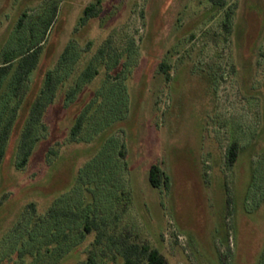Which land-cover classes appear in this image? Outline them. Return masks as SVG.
<instances>
[{"label": "rangeland", "instance_id": "374dc122", "mask_svg": "<svg viewBox=\"0 0 264 264\" xmlns=\"http://www.w3.org/2000/svg\"><path fill=\"white\" fill-rule=\"evenodd\" d=\"M214 2L0 0V264H51L50 211L69 242L57 264H123L133 244L168 264L260 263L264 0ZM80 216L92 231L74 244Z\"/></svg>", "mask_w": 264, "mask_h": 264}, {"label": "trees", "instance_id": "16d2710c", "mask_svg": "<svg viewBox=\"0 0 264 264\" xmlns=\"http://www.w3.org/2000/svg\"><path fill=\"white\" fill-rule=\"evenodd\" d=\"M214 3H217V0H215ZM94 10H95L94 8L87 7L85 9V14L86 15L92 14ZM226 26L228 28V25ZM31 51H33L34 54L38 52L37 49L28 50V52H31ZM108 56L113 57L112 64L110 62L105 63V60H102L100 55L96 56L95 62L102 61L103 64H105V66L108 69H111V67H115L119 64L120 60L118 56H116L114 53L113 55L109 54ZM8 64H9L8 60H6L3 64H0V77L4 76L7 73L8 68H9ZM109 79L112 82H115L117 80V76H114V77L111 76L109 77ZM81 129H82V121L80 119L75 126L74 135L77 136L80 132H82ZM7 133H8V127L5 125L0 135V163L4 157L5 147L8 142L6 138ZM24 142H25V139H22V142H21L22 144H21V148H20V152L18 156V167L19 168L25 167L27 163V158H28ZM239 153H240V146L237 142H234L227 151V160L230 166L234 165L237 162ZM118 154L120 155V157L123 156V153L121 151H119ZM161 175H163V173L160 170V167L157 165H154L151 168V172H150V182L152 186L157 187L161 184L162 182L160 179ZM60 215L61 214H59L58 212L50 211L48 214H46L45 216L39 219L41 233L43 234L44 228H45V231L47 232L45 233V245L51 244L55 247L54 249L47 250L45 252L46 253L45 261L51 264H57V262H59L60 260V257L64 256L65 253H67L68 251L65 249L66 247L65 244L66 242H68L66 240L68 236L66 235L67 234L65 231L66 229L64 230L65 236L63 235V237H61L60 232H59L60 230H63V228L65 227V224L62 222V217ZM72 221H73L72 225L68 226L70 228L68 230V234L70 235L71 238H75L74 244H78L81 242V237L85 236V234L87 233H91L92 230L90 229L88 225L84 223V218L81 216L80 218H72ZM97 229H98V226H97ZM77 230L79 231V233H76ZM100 235H102V232H100ZM35 242H37V240L33 239L30 243L32 244V246H34L33 244H35ZM123 264H168V263L157 249H153L149 247L148 245L140 246V245L133 244L131 246L126 247L124 251V255H123ZM259 264H264V253L261 256Z\"/></svg>", "mask_w": 264, "mask_h": 264}]
</instances>
